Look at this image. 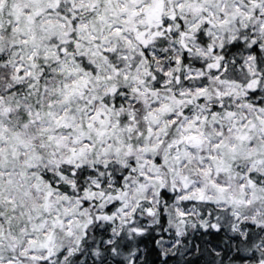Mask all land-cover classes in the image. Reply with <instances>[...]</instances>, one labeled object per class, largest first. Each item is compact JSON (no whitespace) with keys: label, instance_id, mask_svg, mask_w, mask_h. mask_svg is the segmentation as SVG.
I'll return each instance as SVG.
<instances>
[{"label":"snow or ice","instance_id":"snow-or-ice-1","mask_svg":"<svg viewBox=\"0 0 264 264\" xmlns=\"http://www.w3.org/2000/svg\"><path fill=\"white\" fill-rule=\"evenodd\" d=\"M0 264H264V0H0Z\"/></svg>","mask_w":264,"mask_h":264}]
</instances>
